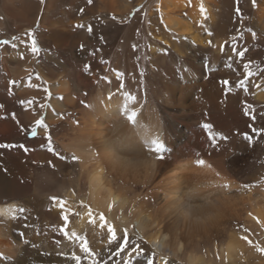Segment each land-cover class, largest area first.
<instances>
[{
	"label": "bare ground",
	"instance_id": "6f19581e",
	"mask_svg": "<svg viewBox=\"0 0 264 264\" xmlns=\"http://www.w3.org/2000/svg\"><path fill=\"white\" fill-rule=\"evenodd\" d=\"M140 2L20 0L14 8V4L0 0V9L14 15V28L21 34L20 51L11 49L13 54H9L10 45L3 49L0 144L20 138V144L24 140L28 149L0 150L6 152L5 159L0 153V167L9 163L17 170L12 171L11 185L1 194L8 201L0 203V255L16 253L18 237L10 227L18 215L23 233L20 241L36 243L41 247L38 249L69 252L73 241L84 243L68 240L58 231L61 209L50 199L56 196L65 201L69 231L83 238L89 228L95 230L94 235L100 231L91 246L99 257L97 262L111 257L119 245L109 243L107 229L100 226L98 216L95 225L89 222L88 209L80 206V199L94 212L103 211L118 229L117 235L127 228L130 242L139 243L146 252L156 251L155 244L169 238L167 247L173 253L179 250L173 258L180 264H264V252L254 246L247 250L249 243L242 239L247 235L252 244L264 248V184L259 183L264 177V134L256 136L248 127H264V80L259 75L264 62L263 67L253 69L254 61L264 57V0H255V5L253 0H238L243 12L254 9L256 27L244 32L242 44L235 42L238 50H248L239 62L233 54L235 72L225 67L232 44L227 32L233 24V0H157L148 13L153 44L142 77L132 60L131 45L139 11L129 20ZM80 9L84 11L80 13ZM54 11L56 16H52ZM3 20L0 17V27ZM244 22L243 15L241 27ZM36 23L40 44L44 49L51 44L59 53L64 50L67 62L45 50V59L52 62H31L36 55L26 46L29 41L23 32L32 30ZM123 28L126 31L116 61L108 66L107 62H94L93 43L101 44L96 49L100 58L106 52L102 47H111ZM208 29H212L210 36L205 33ZM222 43L225 52L218 51ZM87 50L90 53L83 62ZM18 52L24 53L23 62L13 66ZM246 60L253 62L250 67L257 73L250 77L247 93L235 86L237 72L243 78L242 63ZM85 65L90 67L85 69ZM29 76L37 87L28 86ZM225 78L232 82L231 91L220 83ZM13 80L19 83L10 85ZM18 98L20 108L15 109L14 119L12 111L6 112L5 103ZM44 104L51 107L41 108ZM245 105H251L249 115H245ZM130 111L136 112L134 121L127 120ZM41 114L60 156L47 150L43 129L38 128L39 134L33 138H26L29 135L21 130L30 129ZM252 115L257 117L255 121ZM204 123L212 124L213 132H221L228 139H218V147H211L201 127ZM245 132L253 136L252 143L244 139ZM153 140L164 145L159 154L164 157L162 161L150 151ZM197 153L211 168L195 164ZM72 154L79 159L72 161ZM18 174L23 182L16 179ZM2 176L0 172V181ZM225 182L230 187L219 186ZM245 183L253 186L241 188ZM72 189L77 196L72 195ZM23 193L27 198L20 203L13 201ZM110 202L115 204L111 212L107 209ZM47 203L52 208L43 210ZM20 208L26 211L20 213ZM123 255L126 259L128 252ZM157 260L162 264L159 254Z\"/></svg>",
	"mask_w": 264,
	"mask_h": 264
},
{
	"label": "rangeland",
	"instance_id": "374dc122",
	"mask_svg": "<svg viewBox=\"0 0 264 264\" xmlns=\"http://www.w3.org/2000/svg\"><path fill=\"white\" fill-rule=\"evenodd\" d=\"M13 1H16V2H13ZM19 1L20 0H7V3L9 5L12 4V6L14 4V6H15L14 8H18L19 5H17L16 3ZM185 1L189 3V0H185ZM156 2H157V0H141L139 5L134 6V9L129 14V20H131L134 13L139 11V13L137 14V21L134 23V26H133V29H134L133 37L134 36L135 37L133 38L131 45H132V49L134 51V58H132V60L134 62L135 61L137 62V72L139 73L138 74L139 76L141 75L140 77H142V75L147 71L148 67L146 68L145 65L148 66V61L150 62V60H151L150 47L153 44V39H152V34H151L152 31L149 28V26H151L152 24L150 22V17L148 15V13L150 12V10L153 9ZM233 2H234L233 3V5H234L233 14H232L233 24H231L232 26L230 28H228L227 33H228V35L231 36L229 39L232 43H233V41L231 40V38L235 37V42H239L240 44H242L243 40H244L243 39L244 38L243 37L244 32H246L247 30H251V29L256 27L255 22H254V18H253L254 17V11H253L254 9H250L249 11L243 12V9L241 8V3L238 2V0H233ZM237 9H239V15L237 14ZM80 13H82V12L80 11ZM243 15L245 17V22H244V25H242V27H241L240 23H241V20L243 19ZM2 16L4 17V20H3V26L0 27V36H1V34H5L6 36L0 37V40L12 41L13 37H18L19 39H17L16 41H12V42L17 44V48H19V51H20V35L21 34H20V32L16 31V29L14 28L15 27L14 15L13 14L12 15L6 14L5 10L0 9V17H2ZM52 16H56L55 11H54V13H52ZM220 19L222 21H224L225 18L221 17ZM237 22H238V24H237ZM37 30H38V24L36 23L33 26L31 32H32L33 37L36 39L37 45L41 49V51H40L39 55L35 56L36 57L35 60L32 59L31 62H49V61L52 62L51 60L45 59L44 54H43V50H45L46 53L53 54V56L56 57L57 59H60L61 62L62 61L65 62V60L67 62L66 52L64 50H62V52L59 53L56 50H54L53 47H51V44H50V47H49V45H47L44 49V47L40 44V42L37 38V32H40V30H38V31ZM211 30L212 29H208V30H206L205 33L207 35H209V32H211ZM125 31H126L125 28H123L121 30L119 36L116 37V40L113 42L111 47H105V46L102 47L101 51L105 50L106 52L103 53V55L101 54L102 57H100V58L98 57V55H96L97 54L96 49H98V48L100 49L101 44L99 43L100 45H96L95 43H93L94 47H92V52H93V57L95 58L94 62H102V61L107 62L106 63L107 66L110 65L111 62H115L116 61V59H115L116 53L119 52V50L122 47L121 37ZM27 33H28V31L23 32V34L26 37H28ZM168 37L174 38L173 36L170 37V35ZM255 39H254L253 43L257 42V39L256 40ZM28 41H29V38H28ZM261 45L264 46V42ZM5 47L7 48L8 46L0 47V75L2 74V65H1L2 64L1 63L2 62V56H4L6 54ZM155 47H156V49L161 51V49H159L161 47L160 45L156 44ZM78 48H81V45H79ZM245 48H242V49H245ZM3 49H5V50H3ZM11 49L12 48L10 46L9 49L7 50L8 52H10L9 54H11V53L13 54V51ZM15 50L17 51V49H15ZM89 53H90L89 50H87L85 52V54L83 53V55H82L83 62H84L85 56H87ZM138 57H139V59H138ZM12 62H15L14 64H12L13 66L16 63H17L16 66H20V62H23V61H20V58L18 57V59H13ZM167 62H169V61L167 60ZM254 62H256V65L253 68L254 70L257 68L263 67L264 57L260 58L259 60H255ZM144 63H145V65H144ZM141 64H143V65H141ZM18 99L12 103H5L6 112L10 113V111H12L11 113L13 114L15 109L20 108V98H18ZM10 104L13 107H11ZM26 138H33V137L29 135ZM19 140H20V138L17 139L15 142L11 141L8 144L20 145ZM22 144L25 145L24 140L22 141ZM12 148H14V147H12ZM12 148H8V150L12 149ZM0 150H4V148H0ZM0 153H1V156L5 159V153L6 152L0 151ZM12 171L17 172L15 166H13L11 164L9 165V163L4 164V165L2 164V166L0 167V172L3 175L1 178V181H3V182L0 181V203H4L7 200L6 198H3L1 194L11 185V181L9 180V176L11 177ZM16 179H18L19 182H20V180H21V182H23V178L20 179V174H18L16 176ZM11 192L13 193V191H11ZM25 197L27 198L25 193H23L21 195L18 194L15 196V198H13V201L20 203L23 201V198H25ZM47 205H49V206H47ZM42 208H45L43 210H49L50 208H52V204L51 203L44 204L42 206ZM10 229L13 232V236L18 237V238H15L16 239L15 242L17 244V250L13 256L8 257V256L0 255V260H1L0 264H71V263L75 264V261L70 260V259L72 257V254L76 253V252H77L76 255H79L82 257L80 264H93V260L99 261V257L97 256L96 251L91 248V246H93L92 244L94 243L93 239H96V234L98 235V233L100 232L99 230H98V233H95V235L93 233L95 231L94 229L89 228L88 229L89 233L85 232V234H88V235L84 234L83 240H84V242L87 241V244H89L88 247L90 249V252L92 253V255L87 256V258H85V254L81 253V251L79 249L81 243L78 242V244H77V241H73L70 245H68V246L72 247L71 250H69V252L66 251L67 249L63 250V251L60 249H55L52 251H44L43 249H38L41 247L38 246L36 243L30 244V241H28V240H26L27 243L24 242L25 240L20 241V215H18L16 217V219L12 220ZM249 245L246 248L247 250L250 249V247H252V246L256 247V245H259V247H260V244H258V243L251 244L250 246ZM22 248H25V250ZM35 250H36V253H35ZM59 253H64V255H60ZM113 253H111V254H113ZM5 257H8V258H5ZM123 259H125L123 254L118 255V256L117 255H115V256L111 255V259L109 257L108 259L103 261L104 263L100 259L101 262H98V264H122ZM156 261H157V264H159L157 257H156Z\"/></svg>",
	"mask_w": 264,
	"mask_h": 264
},
{
	"label": "snow or ice",
	"instance_id": "6c2138e0",
	"mask_svg": "<svg viewBox=\"0 0 264 264\" xmlns=\"http://www.w3.org/2000/svg\"><path fill=\"white\" fill-rule=\"evenodd\" d=\"M41 2H43V0H41ZM87 3L91 4L92 0H87ZM253 4L255 5V0H253ZM80 11L83 12L84 9H80ZM203 11H204V9H203V7H201V12L203 13ZM237 14L239 15V9H237ZM77 26L83 27V25H77ZM88 30H89V32L92 31L91 26H89ZM209 35H211V33H209ZM252 35H253V39H255L256 38L255 33H253ZM27 36L29 38V43L26 46L28 47L29 51L33 55H39L41 49L38 47L37 41L33 37L31 30L28 31ZM17 39H19V38L13 37L12 41H16ZM231 40L233 41V43L229 46V52L226 54L225 67L228 69H232L235 72L236 69L233 67V63H232L233 54H235L236 61L239 62V61L243 60V58L245 57V53L248 50L246 48L238 50L235 46V37H232ZM12 41L0 40V47L10 45L12 49H17V44L13 43ZM21 43H24V41H21ZM207 43L211 46L212 40H209ZM81 47L83 48V45H81ZM218 51L219 52H225V43H222L218 46ZM18 56L21 60L24 59V53L18 52ZM252 63L253 62L251 60H246L242 63V70H243V78L242 79L239 78L240 73L237 72L238 78L235 81V86L237 88L243 89L245 91V93H247V91H248V87H249V83H250V77L257 75V73L253 72V70L250 67ZM89 67H90L89 65H85V69H88ZM259 75H260V78L262 80H264V70H261ZM36 79L37 80L41 79L39 73L36 74ZM102 79H107V77H103ZM17 83H19V82L14 81V80L9 81L10 85L17 84ZM220 83L224 86L225 90L231 91L230 84L232 82L229 79H226V78L222 79L220 81ZM28 86L29 87H37L36 84L31 83V76H29V85ZM255 86L260 87L259 84H256ZM44 92L48 93L50 95L47 88H44ZM125 95H128V93H125ZM30 103H33V101H21V104H30ZM86 106H88V105H86ZM0 107H2V105H0ZM44 107L50 108L51 105L50 104L41 105V108H44ZM250 111H253L251 108V105H245V109H244L245 115H249ZM261 116L264 117V113H262ZM13 118L15 119L14 114H13ZM135 118H136V112L135 111H130L127 114V120L128 121H134ZM251 119L253 121H255L257 119V117L255 115H252ZM201 127L207 132L208 140L210 141V145L213 148L218 147V139L219 140H227L228 139V137L225 136L221 132H213L212 131L213 125L210 123H204L201 125ZM248 127L250 128L251 133L255 134L256 136H260L261 134H264V127L258 128V127H255L254 124H250ZM38 128H41L44 131V141L47 144V150L56 156H60V153L57 152L55 150V147L53 146L52 137L48 132V125L45 123V118H44L43 114L40 115V118L35 120L34 125L30 129H23L22 128L21 130L24 131L27 135H30L32 137H36L39 134L37 131ZM243 137L249 143H252V141H253L252 135L245 132V133H243ZM152 145H153V147L150 149V151L157 154L156 159L158 161H162L164 159V157L162 155H159V154L164 151L163 143H161L159 140H153ZM12 147H19V148L23 149L24 151H28L27 147L23 144H20V145L0 144V148H12ZM78 159H79V157L76 156L75 154L71 155L72 161H77ZM49 163L51 164L52 162L49 161ZM195 164L198 166H205L206 165L208 168H211V165H207L206 161L199 157V153H197V158L195 159ZM215 175L217 177H219L220 173L216 172ZM259 183L264 184V177H261ZM219 186L223 187V188L230 187V185L226 182L221 183ZM252 186L253 185H249V184L245 183V184L241 185V188L248 189ZM71 191H72V195L74 197L78 195L74 189H72ZM50 199L53 200L54 202H58L60 209H61V212H60L61 226L59 227L58 231L64 236V238H66L68 240H73V239L74 240H83V237L78 236L76 232L68 230L69 215L67 214V212L65 211V208H64L65 201L63 199L56 197V196L50 197ZM78 202L82 208L88 209L87 216L89 217L90 223L95 225L97 223L96 217L98 216L100 226L106 227V229H107L109 243H111L112 241H115L119 245L116 252H114L112 255L113 256L122 255L124 252H128V257L126 259H124L123 264H157L156 257L158 254L160 255V260L162 261V264H180V262L176 261L173 258L179 254V250L176 253H173L171 251V249H169L167 247V244L171 242L169 240V238H165V242L163 244L157 242L155 244L156 251H152L150 253L146 252L145 249L139 243H136L135 245H133L130 242V235H129L127 228L123 229L122 235H117L118 229L113 226V224L108 220L107 216L105 215V213L103 211L94 212L92 210V208L90 207V205H88L83 199H80ZM114 207H115V204L113 202H110L107 206V209L109 212H111ZM19 211H20V213H24L26 211V209L20 208ZM249 215L251 216L252 213H249ZM253 218L257 219L256 217H253ZM13 219H15V217H13ZM257 223H261V222L257 219ZM262 226H264V224H262ZM247 231L248 230L245 229V232H247ZM20 235H21V237H23V233H20ZM141 239H142V237H141ZM242 239L247 241L250 245L252 244V241L248 238L247 235L243 236ZM24 242L27 243L26 240ZM55 243L57 245H59L60 241L56 240ZM256 247H257L258 251L264 252V248H260L259 245H256ZM180 248L182 249L183 245H181ZM80 251H81V253L85 254V258H87V256L92 255V253L90 252V249L88 247L87 242L80 244ZM59 254L64 255V253H59ZM5 258H8V257H5ZM81 258H82L81 256L73 253L71 260H74L75 264H80ZM215 258L217 260L221 259L220 255L218 253L216 254ZM110 259H111V257H110ZM93 264H98V262L93 260Z\"/></svg>",
	"mask_w": 264,
	"mask_h": 264
}]
</instances>
